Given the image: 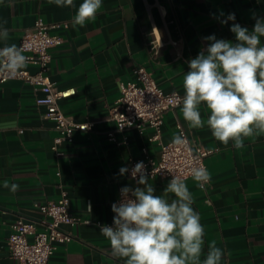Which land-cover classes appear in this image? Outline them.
<instances>
[{"label":"crops","instance_id":"crops-1","mask_svg":"<svg viewBox=\"0 0 264 264\" xmlns=\"http://www.w3.org/2000/svg\"><path fill=\"white\" fill-rule=\"evenodd\" d=\"M82 2L57 7L49 0H0V27L9 30V39L0 40V47H18L38 17L67 23L52 30L63 40L52 48L47 73L58 89H74L59 101L64 113L74 121L94 123L91 129L75 131L73 141L60 143L57 152L52 148L57 135L53 122L43 117L46 109L36 102L43 92L20 79L0 84V124L16 122L15 128L0 130V264H24L11 256V223L19 215L40 218L36 204L56 200L62 189L69 194L72 213L90 222L65 225L72 238L56 244L47 264H123L111 255L95 221L113 219L111 205L119 188L135 186L119 169L130 158L143 157L144 149L157 157L160 143L179 135L178 125L192 141L214 149L206 158L211 180L204 189L192 177L183 179L205 229L204 254L215 241L225 253L221 264H264V134L247 138L240 149L231 142L225 146L207 126L190 128L180 107L165 113L159 140L151 139L152 127L116 131L118 141L126 137L120 144L107 134L116 127L109 109L120 96V82L134 79L136 66L144 65L166 92L184 95L187 61L206 47L202 38L215 34L235 41L229 30L233 21H220L234 13L235 23L251 31L253 15L264 17V0H102L94 21L73 27ZM201 115L206 121L203 108ZM149 177L161 194L168 179ZM5 181L19 185V190L10 192L3 187Z\"/></svg>","mask_w":264,"mask_h":264},{"label":"clouds","instance_id":"clouds-1","mask_svg":"<svg viewBox=\"0 0 264 264\" xmlns=\"http://www.w3.org/2000/svg\"><path fill=\"white\" fill-rule=\"evenodd\" d=\"M49 3L75 7L74 0ZM101 7L102 0H83L72 26L84 27L94 21ZM253 19L251 31L235 23L234 13L222 19V25L233 21L229 30L235 41L218 39L215 34L203 37L206 47L187 61L188 71L182 80L184 95L173 91L169 98L174 107L181 108L190 128L207 126L216 141L225 146L231 142L236 149L243 148L247 138L264 134V17L253 15ZM8 39L9 30L0 27V40ZM28 61L22 47L7 43L0 47V73L9 78L25 70ZM202 108L208 113L206 121ZM15 127V121L0 124V130ZM171 143L185 146L188 141L183 135H174ZM129 171L135 186L120 189L119 201L111 205L112 224L96 225L109 242L111 255L123 264H221L225 253L215 241L208 244L204 254L205 229L192 207L194 197L185 180L172 176L162 193L156 194L142 161L131 170L121 167L119 175ZM190 174L200 189L211 180L203 166L193 167ZM3 187L12 193L19 190V185L7 181Z\"/></svg>","mask_w":264,"mask_h":264},{"label":"built area","instance_id":"built-area-1","mask_svg":"<svg viewBox=\"0 0 264 264\" xmlns=\"http://www.w3.org/2000/svg\"><path fill=\"white\" fill-rule=\"evenodd\" d=\"M67 23H48L42 17H38L33 26L22 35L18 47L23 48V54L29 57L28 66H34L36 70L27 68L15 78H9L6 73H0V84L10 79H20L38 87L43 95L36 98L39 105L45 107L43 117L53 122L57 135L54 137L52 148L58 152V146L64 141H73L77 130H88L93 126V121L77 122L66 115L61 109L59 101L74 93V89L60 90L47 73L48 65L52 60V48L62 43V37L52 30L66 27ZM156 48L160 44H153ZM135 78L126 82H120V96L110 107L111 118L116 127L108 131V138L118 144L116 131L124 132L127 129H137L140 132L147 127L154 129L152 140H159L161 127L165 113L175 108L169 98L173 91L166 92L154 79L144 65H138L134 69ZM177 92L180 96L181 93ZM179 135H183L188 144L176 146L168 142L160 143V153L157 157L147 154L139 158H130L126 163L129 170L142 161L149 176L160 175L168 179L178 176L182 179L191 177L193 167L206 168V158L214 152L213 148L206 147L191 140L188 132L178 125ZM130 175V171L128 173ZM206 187V186H205ZM114 202L120 199V189ZM42 216L31 218L19 215L11 223V233L8 244L11 256L24 264H47L53 254L57 243H66L72 238V234L66 231L65 225H74L83 220L70 210V198L65 189L61 190L56 200H49L42 204H36ZM113 219L103 222L95 221L96 225H111Z\"/></svg>","mask_w":264,"mask_h":264}]
</instances>
